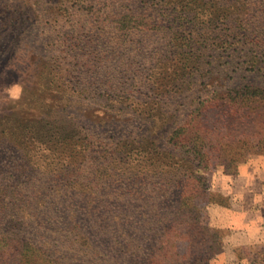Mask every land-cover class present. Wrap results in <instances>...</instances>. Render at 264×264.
Listing matches in <instances>:
<instances>
[{
	"label": "trees",
	"instance_id": "1",
	"mask_svg": "<svg viewBox=\"0 0 264 264\" xmlns=\"http://www.w3.org/2000/svg\"><path fill=\"white\" fill-rule=\"evenodd\" d=\"M24 4L1 27L48 26L28 85L50 100L0 127V264H264L210 177L264 154V0Z\"/></svg>",
	"mask_w": 264,
	"mask_h": 264
},
{
	"label": "rangeland",
	"instance_id": "2",
	"mask_svg": "<svg viewBox=\"0 0 264 264\" xmlns=\"http://www.w3.org/2000/svg\"><path fill=\"white\" fill-rule=\"evenodd\" d=\"M14 6H20L21 9H25L24 0H0V127L4 124H9L10 122L15 123L17 120L22 121L23 118L26 119L27 116L31 117L33 113H37L39 111L45 115V111L47 109L44 107V102L45 100H50L49 97L45 96V92L41 87H35L34 85L31 86L30 84L28 85L33 72L30 64H33V62H39L42 55L44 58H47L49 54L53 52L51 50H54V46L52 44L48 45L45 42L46 35L43 34L42 31L48 28V26L42 24L35 27L30 32H24L22 34L23 38L20 41V45L18 46L13 44L12 41H10V34L2 29L1 24L5 17L3 12L7 11L8 13V10H11ZM7 13H5V15H8ZM47 18L48 17L45 16L42 22L44 23V20ZM219 32L220 31H215L212 34H209V36L213 38V36H216ZM55 35L56 32H52L49 39L53 38L55 41L57 39H54ZM230 50L231 51H225L221 47L220 53H218V57L216 59V62L220 64V66L223 67L226 63L230 56V52L232 53L233 49L231 48ZM246 66L247 64L242 63V65L238 67L237 72L231 71V74L240 76L247 75L249 78L255 77L253 76L254 72L248 70ZM205 68H207V66H205ZM17 82L23 86V95L18 101H11L7 97L5 88L8 85ZM180 95H178L175 100L178 99ZM181 100H183V98H181ZM27 122L29 121H25L23 123L25 124ZM114 130L122 131L125 134L128 132L126 126L122 125L119 127L116 126ZM257 164L261 169L264 167V154L250 155L244 163L238 166V172L239 167L241 166L254 168ZM221 170L225 173L223 166L221 164H217L214 167V170L210 173L211 187L215 190L218 189L213 186V179L216 181L219 178V175H222V173H220ZM218 191L232 198L234 207L233 212L236 214L233 228L238 231V233H233V236H247V234H249L248 236L255 237L264 236V215H261L260 212V209L264 207V202L259 201L246 204L233 193L221 190ZM242 229H247L249 233H245L244 231L241 232ZM226 261L228 264H237L239 260L231 250H227ZM242 262H245V260ZM247 264L249 263L247 262Z\"/></svg>",
	"mask_w": 264,
	"mask_h": 264
},
{
	"label": "crops",
	"instance_id": "3",
	"mask_svg": "<svg viewBox=\"0 0 264 264\" xmlns=\"http://www.w3.org/2000/svg\"><path fill=\"white\" fill-rule=\"evenodd\" d=\"M263 168L261 169L258 164L257 166L255 165L254 168L241 166L236 175L225 174L221 170L220 173H222V175H219V178L216 181L213 179V186L218 190L227 191L237 195L243 203L246 204L259 201L264 202ZM235 217L236 214L231 216L232 225ZM209 264H228L226 261V252L214 257ZM242 264H247V262H242Z\"/></svg>",
	"mask_w": 264,
	"mask_h": 264
},
{
	"label": "clouds",
	"instance_id": "4",
	"mask_svg": "<svg viewBox=\"0 0 264 264\" xmlns=\"http://www.w3.org/2000/svg\"><path fill=\"white\" fill-rule=\"evenodd\" d=\"M5 92L9 100L18 101L23 95V86L19 82L13 83L5 88Z\"/></svg>",
	"mask_w": 264,
	"mask_h": 264
}]
</instances>
